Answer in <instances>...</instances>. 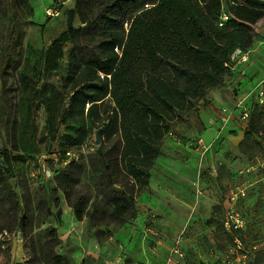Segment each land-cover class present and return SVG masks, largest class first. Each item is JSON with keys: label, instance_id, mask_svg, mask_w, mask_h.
I'll return each mask as SVG.
<instances>
[{"label": "rangeland", "instance_id": "374dc122", "mask_svg": "<svg viewBox=\"0 0 264 264\" xmlns=\"http://www.w3.org/2000/svg\"><path fill=\"white\" fill-rule=\"evenodd\" d=\"M76 1L0 0V264H147L151 248L165 254L166 264H264V108L255 92L244 97L239 86L216 96L231 107L246 98L250 120L238 129L225 125L223 110L210 106L207 98L187 110L174 135L165 137V155L151 170L154 189L149 184L136 193L134 225L119 228L114 221L100 227L111 233L107 240L98 238L89 217L95 199H104L99 185L106 184L103 165H91L98 159V125L87 134L92 149L61 176L37 183L26 175L23 153L33 143L38 152L48 145H75L77 127L70 123L69 110L72 75L79 49L94 31ZM71 10L73 25L82 31L66 44L60 68L44 72V52L67 28ZM251 27L249 63L264 64V18ZM257 82L264 83V75ZM113 106L108 100L102 109ZM50 113L55 115L52 125L47 123ZM63 117L65 123H60ZM198 140H203V150L196 149ZM5 151L11 154L14 177L3 171ZM182 166L196 173L193 184L179 175ZM122 186L133 190L131 184H117ZM149 200L154 207L142 208ZM76 209L84 212L81 220ZM127 226L137 231L133 240L117 239L116 233Z\"/></svg>", "mask_w": 264, "mask_h": 264}, {"label": "trees", "instance_id": "16d2710c", "mask_svg": "<svg viewBox=\"0 0 264 264\" xmlns=\"http://www.w3.org/2000/svg\"><path fill=\"white\" fill-rule=\"evenodd\" d=\"M76 9L89 15L94 26L72 75L69 110L77 147L48 145L38 152L33 143L23 155L28 176L37 155L58 154L57 178L86 155L61 164L68 150L87 144L89 127L98 125V159L91 165H103L106 184L99 185L104 199H95L89 217L98 238L107 240L111 233L100 227L114 221L119 228L134 225L136 193L149 185L155 161L164 154L165 137L174 133L187 110L234 75L232 55L253 45L251 25L264 18V0H77ZM74 14L71 10L67 28L44 52V72L60 68L66 44L81 33L71 20ZM108 100L114 106L102 109ZM249 112L248 120L250 107ZM54 119L48 114L47 123ZM1 158L3 171L14 177L10 152ZM121 181L136 190L118 188ZM75 214L80 220L84 216L79 209Z\"/></svg>", "mask_w": 264, "mask_h": 264}, {"label": "crops", "instance_id": "0c3cea01", "mask_svg": "<svg viewBox=\"0 0 264 264\" xmlns=\"http://www.w3.org/2000/svg\"><path fill=\"white\" fill-rule=\"evenodd\" d=\"M254 64L255 65L252 66V64H250L249 62L240 63V64H238L236 62L235 66H234L235 70H233L234 75L231 76L230 78H228L225 83H222L221 85H219L218 87H216L214 89L213 93H214V97H216V98H214L212 102H211L212 98H208L207 103H209L210 106L215 107V105H219L221 107L220 111L223 110L224 108L227 109V112L229 113V120L225 123V125H231V127L233 129H238V127L241 126V122H243L241 120L240 110L236 109V106L235 107L229 106L228 104H226L227 101L225 99L220 100V99H218V97L216 95H218L220 93V91L223 89L231 92L234 87H238V86L241 88L240 91L242 93H244V97L249 92L253 91V89L260 83V82L259 83L257 82V80H259V75L260 74H261V76L264 75V70L262 69L264 64L262 62H259V64L255 62ZM243 68L246 69L247 74L245 76L242 75V73L240 72V70ZM227 97L229 98V96H227ZM200 109L201 110H199V112H201L202 115H204V119L208 120L206 110H203L202 108H200ZM222 115H223V113H222ZM167 136H166V138L168 140L169 137H167ZM169 136H172V135H169ZM163 155H165V152ZM163 155H160L156 159V162L161 161V159H162L161 157ZM178 173L184 180H186L190 184H193V180L196 179V173L192 170V168L190 166H182L179 169ZM150 185H151L150 189H154L152 182ZM145 189H143V190H145ZM154 196H157V195H154ZM144 207L151 209L154 206H153V203L149 200L147 203V206H142V208H144ZM138 221H139V218L136 222L137 224L140 223ZM140 221H141V219H140ZM136 233H137V231L135 229H133L131 226H127V227L119 230L116 233V237H117V239H120L122 241H129V240L132 241L133 238L135 237ZM165 261H166V257H165V254H163V252H160V251L154 252L152 250V248H151V252L146 251V263L147 264H166Z\"/></svg>", "mask_w": 264, "mask_h": 264}, {"label": "built area", "instance_id": "2783aa9c", "mask_svg": "<svg viewBox=\"0 0 264 264\" xmlns=\"http://www.w3.org/2000/svg\"><path fill=\"white\" fill-rule=\"evenodd\" d=\"M227 18V16H225ZM250 51H244L241 49H236L235 52L232 55V59L236 61L238 64L240 63H247L250 61ZM242 75H246V69L243 68L240 70ZM252 92L256 93V98L258 99L259 103L261 105H264V83L258 84L256 88L253 89ZM236 109L240 110V116L242 121H247L250 116L249 107L246 103V98H241L237 105ZM221 119L224 123H226L229 120V113L227 112V109H223V115L221 116ZM169 135H174V133H170ZM180 139V138H178ZM205 148V145L203 144V140H198L196 149L203 150ZM92 147H89L88 144H84L81 146V148L76 150H68L66 152V158L62 160L61 164L66 165L69 163L70 160L76 159L78 160L81 156V154H86L88 151H90ZM59 156L58 154L49 155V154H41L37 155V162H33L30 166V170L28 173V176L30 179L34 180L37 183H42L49 178H52L55 176V168L59 166Z\"/></svg>", "mask_w": 264, "mask_h": 264}, {"label": "water", "instance_id": "95a60500", "mask_svg": "<svg viewBox=\"0 0 264 264\" xmlns=\"http://www.w3.org/2000/svg\"><path fill=\"white\" fill-rule=\"evenodd\" d=\"M97 139H98V141L97 142H99V135L97 134Z\"/></svg>", "mask_w": 264, "mask_h": 264}]
</instances>
